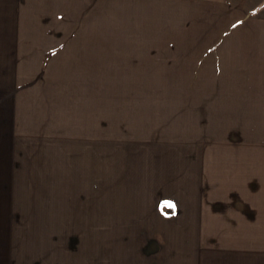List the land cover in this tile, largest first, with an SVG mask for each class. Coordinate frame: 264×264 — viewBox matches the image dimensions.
I'll return each instance as SVG.
<instances>
[{
    "label": "crops",
    "instance_id": "1",
    "mask_svg": "<svg viewBox=\"0 0 264 264\" xmlns=\"http://www.w3.org/2000/svg\"><path fill=\"white\" fill-rule=\"evenodd\" d=\"M0 147L78 232L35 264H264V0H0Z\"/></svg>",
    "mask_w": 264,
    "mask_h": 264
},
{
    "label": "rangeland",
    "instance_id": "2",
    "mask_svg": "<svg viewBox=\"0 0 264 264\" xmlns=\"http://www.w3.org/2000/svg\"><path fill=\"white\" fill-rule=\"evenodd\" d=\"M27 143L29 146L34 141ZM40 143L47 142L42 140ZM14 150L0 147V264H13L20 260L35 264L41 262L40 253L46 252L48 257L55 250H80L81 245L73 240V236L78 237L76 227L70 223H59L67 219L68 212L59 211V205L56 210L51 206L49 211H42L41 200L46 193L53 192L50 159L48 165L43 164L44 157L37 156L36 149L29 147L27 161L11 163ZM56 190L59 191L58 188ZM98 231V223H93V251L100 250ZM19 254L22 258L14 260Z\"/></svg>",
    "mask_w": 264,
    "mask_h": 264
},
{
    "label": "snow or ice",
    "instance_id": "3",
    "mask_svg": "<svg viewBox=\"0 0 264 264\" xmlns=\"http://www.w3.org/2000/svg\"><path fill=\"white\" fill-rule=\"evenodd\" d=\"M165 207L170 208V209H175V204L170 201H166L164 204Z\"/></svg>",
    "mask_w": 264,
    "mask_h": 264
},
{
    "label": "trees",
    "instance_id": "4",
    "mask_svg": "<svg viewBox=\"0 0 264 264\" xmlns=\"http://www.w3.org/2000/svg\"><path fill=\"white\" fill-rule=\"evenodd\" d=\"M164 212H165V213H169V210H168V209H166V210H164Z\"/></svg>",
    "mask_w": 264,
    "mask_h": 264
}]
</instances>
